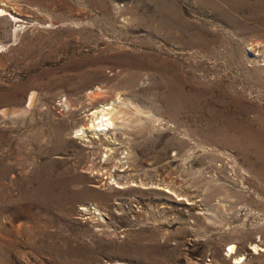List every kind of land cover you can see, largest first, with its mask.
<instances>
[{
    "label": "rangeland",
    "instance_id": "1",
    "mask_svg": "<svg viewBox=\"0 0 264 264\" xmlns=\"http://www.w3.org/2000/svg\"><path fill=\"white\" fill-rule=\"evenodd\" d=\"M257 1L0 0V264H264ZM116 98L124 125L76 136ZM45 164L71 202L23 195Z\"/></svg>",
    "mask_w": 264,
    "mask_h": 264
},
{
    "label": "bare ground",
    "instance_id": "2",
    "mask_svg": "<svg viewBox=\"0 0 264 264\" xmlns=\"http://www.w3.org/2000/svg\"><path fill=\"white\" fill-rule=\"evenodd\" d=\"M222 1L225 3V5L227 7L235 9V10H239V11L246 10V7H251L253 9L256 5L259 4V2L257 1L256 3H254V5H251V4H249L247 2V0H222ZM220 2H221V0H220ZM0 13H1V16H4V15L8 14L2 8H0ZM257 13L260 16L259 18H261V19L264 18V4L262 5V8ZM12 17L17 19L15 16H12ZM254 18H256V17H254ZM100 92H101V88H100ZM94 95H96V94H94ZM97 95H99V94H97ZM121 106H124L123 102H120V99L116 98V99L111 100V101H106V102L100 103L95 108H92V110H90L86 114L87 121L85 123H81L76 128V136L82 137V138H85V136H86V137H88L87 139H89V138L96 139L97 138L99 140H104V139L106 140L108 138L109 132L114 127H118V126L121 127L122 125L125 124L124 123L125 122V120H124L125 117L120 115L122 113L124 114V112L120 109ZM70 113L73 114V112H70ZM128 121L129 120H127L126 123H128ZM223 122H225V120ZM227 123L229 124V122H227ZM237 130L240 131L241 135L245 136V141H248L252 145H256L257 144L255 138L249 136V134H247L246 131H244V132L241 131V127L239 129H237ZM45 135L46 134H44V132H43L42 136H45ZM34 136L38 139V132L36 134H34ZM58 139H59V137L55 138L54 142L56 143L58 141ZM123 153L119 157L120 163L121 162L122 163L126 162L125 161V156L126 155H124ZM2 165H4V163H2ZM7 168L2 169L1 173L5 174L7 172V170L9 169V168L8 169ZM30 180L33 182L32 188L29 191L24 192L23 195L25 197H28V195L34 196V199H33L34 202H35L34 204H36L40 208H45V209L56 208L58 206H61V202H62V198L63 197L66 198V202H71L73 200V198H75L76 196L79 195V193H73V194L69 193L67 195L66 194V188L68 189L69 185L72 183V182H70V181H72V179L69 176H67V174H62V175H60V173L59 174H54L47 164L41 165V167H39L37 169V171L34 173V176ZM108 186H109V184H108ZM110 186H111V184H110ZM116 187L120 188L122 186L117 185ZM167 191H168V189H167ZM85 209L87 210V207H85ZM93 212L99 214V210L97 209V207L93 208ZM228 247H229L231 253H234L233 252L234 251V243L233 244L232 243L229 244ZM251 248L255 250L257 248V245L256 244H251ZM234 258H235V262L236 261H240L241 256H237V257H234Z\"/></svg>",
    "mask_w": 264,
    "mask_h": 264
}]
</instances>
